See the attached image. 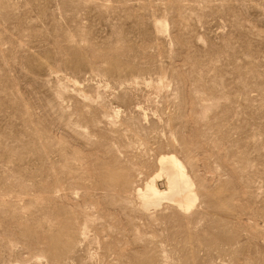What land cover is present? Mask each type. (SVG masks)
Segmentation results:
<instances>
[{
    "label": "rangeland",
    "instance_id": "rangeland-1",
    "mask_svg": "<svg viewBox=\"0 0 264 264\" xmlns=\"http://www.w3.org/2000/svg\"><path fill=\"white\" fill-rule=\"evenodd\" d=\"M0 264H264V0H0Z\"/></svg>",
    "mask_w": 264,
    "mask_h": 264
},
{
    "label": "bare ground",
    "instance_id": "bare-ground-1",
    "mask_svg": "<svg viewBox=\"0 0 264 264\" xmlns=\"http://www.w3.org/2000/svg\"><path fill=\"white\" fill-rule=\"evenodd\" d=\"M158 173L154 178L144 182V186L137 190L138 204L144 211L158 209L163 203L175 205L184 212L192 211L198 200L193 178L185 164L174 154H165L159 157ZM156 171V172H157ZM163 178L165 189L156 178ZM164 183V182H163Z\"/></svg>",
    "mask_w": 264,
    "mask_h": 264
}]
</instances>
